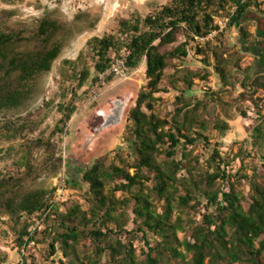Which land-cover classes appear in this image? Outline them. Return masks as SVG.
Wrapping results in <instances>:
<instances>
[{
  "label": "rangeland",
  "instance_id": "374dc122",
  "mask_svg": "<svg viewBox=\"0 0 264 264\" xmlns=\"http://www.w3.org/2000/svg\"><path fill=\"white\" fill-rule=\"evenodd\" d=\"M167 1L169 0H24L12 5L0 2V33L21 37L10 50L17 54H33L53 46H58L60 50L48 73L40 74L25 83V87L29 88V99L19 108L0 111V264H22L16 239L25 223L31 225L30 231L41 232L44 231L43 219L50 212H65L74 205H79L84 212L89 210L87 186L82 185L81 188L73 190L68 187L67 181L72 178L81 179L83 172L101 158H107L108 166L118 167L132 165L136 159L127 142V117L135 106L139 92L146 86L145 66L136 70L128 81L107 86L96 102L88 104L91 83L97 77L94 61L84 47L81 52L85 57L82 65L77 68L88 71L90 77L84 87L78 90V82L70 87L60 75L62 71H66L63 61H77L63 58L64 50L77 35L94 31L102 18L106 19L104 29L92 38H101L110 33L119 18H127L134 13L145 17L153 14ZM252 1L255 6L250 11L255 18L242 19L228 32H225L227 26L222 31L218 28L208 38L191 42L187 48V58L170 60V68L165 71L162 79L161 93L155 95L157 100L153 104L152 112L145 110L147 114L172 124L177 110L189 109L193 111L190 116L195 122L207 123L208 130L203 132L204 136L208 138L210 145H222L221 157L229 162L226 170L230 180L226 184L220 182V185L226 191L233 190L241 199L245 212L250 207V199L254 193L248 180L242 177L250 178L254 169L264 170V91H255L251 87L262 71L252 69L253 57L247 52L246 40L239 33L241 29L247 32L249 42L261 40L258 28L260 22L264 28V0ZM111 10H114L112 14ZM232 12L233 8L229 7L217 11L213 16L214 25L218 27L219 22L230 17ZM44 20L56 23L58 31L42 38L38 35V28ZM185 41L186 38L182 37L171 49ZM198 49L203 50L204 54H198ZM213 52L228 63L227 88L223 87L215 71L218 61L212 55ZM205 58L207 63L204 62ZM195 73L199 77L192 79L193 87L188 90L185 78L188 74ZM206 76L207 80H202ZM17 79L18 74L13 73L6 81L16 82ZM64 91L67 95L66 103L74 101L77 107L71 121L65 126L61 123L63 114L58 111L59 106L64 103L61 96ZM241 94H244L243 97ZM34 102L35 105L31 107L30 104ZM115 104L123 106L122 123L105 127V120ZM39 110L41 114L38 117L26 120ZM218 121L228 123L230 130L222 133L215 131L214 125ZM199 132V126H194L190 136L195 138ZM183 153L188 155L194 167L197 165L195 159L198 160L196 169L199 171L193 174L196 181H200L205 172H215L209 162L211 149H207L203 143L190 146L182 140L176 161H183ZM166 160L164 155L158 159L159 162ZM129 173L133 175L134 170ZM178 178L179 193L176 199L184 195L182 186L189 177L182 172ZM62 184L65 185L66 192L59 199L57 191ZM258 184L264 188V178L259 179ZM152 187V182L145 184V195ZM113 188L114 185H109L106 191L110 193ZM34 192H51L47 202L55 203L57 199L59 201L44 215L39 213L28 217L25 213L17 212V204ZM136 192L134 189L132 193H118L116 197L119 200L131 199ZM10 201L14 204L12 210L6 208ZM150 201L156 214L162 215L164 202H158L154 198ZM131 209L132 205L124 210L129 217L126 231L131 234H122L120 238L124 243L133 245L136 260L142 262L148 248L133 224L134 215ZM177 216L178 212L175 211L172 220ZM194 217L200 222V216L194 215L191 218ZM18 218L22 219L19 224L16 223ZM182 219L187 226V217L182 216ZM51 227L50 222L47 233L40 235L37 242L28 247L25 252L29 259L27 264H60L61 261L69 264L61 252L48 259V246L53 237ZM185 236V232H177L179 241H183ZM263 239L264 236L260 241ZM149 240L152 246L159 241L152 236ZM256 245L259 247V242ZM77 251L81 260L94 259V247L90 242L82 243ZM180 251L184 253L182 248ZM191 257V254L187 255L185 263ZM107 260L106 255L102 264Z\"/></svg>",
  "mask_w": 264,
  "mask_h": 264
},
{
  "label": "trees",
  "instance_id": "16d2710c",
  "mask_svg": "<svg viewBox=\"0 0 264 264\" xmlns=\"http://www.w3.org/2000/svg\"><path fill=\"white\" fill-rule=\"evenodd\" d=\"M23 1L0 0L7 5ZM252 6H255L252 0H169L145 17L134 13L127 18H119L110 33L101 38H92L86 43V52L94 61L97 75L109 67L114 54L124 53L129 71L145 66L146 86L139 92L135 106L127 117V142L136 159L132 165L118 167L108 166L107 158H101L83 172L81 179L72 178L67 181L68 187L73 190L82 185L87 186L89 210L84 212L79 205H74L65 212H50L43 219L44 231L41 232L30 231L31 225L25 223L16 239L22 264H27L29 260L25 254L28 247L37 242L40 235L47 233L50 222L53 237L48 246V259L61 252L69 264H102L106 255L108 260L103 264H264V239L260 241L264 236V188L258 184V180L264 178V170L254 169L250 178L242 177L248 180L254 193L250 199V207L245 212L241 199L233 190L226 191L220 185V182L226 184L230 180L226 170L229 162L221 157L222 145H210L208 138L204 136L203 132L208 130L207 123L195 122L190 116L193 111L189 109L177 110L172 124L145 112L153 110V104L157 100L155 95L161 93L162 79L165 71L170 68V60L187 58V48L191 42L206 39L218 30L213 22L217 11L226 10L227 7L236 8L227 25L225 32H228L242 19L254 17L250 11ZM49 28L56 26L54 23L44 22L40 34H45ZM239 33L244 40H248L247 32L241 29ZM258 34L260 35V30ZM182 37L186 38L185 43L171 49ZM12 39L11 36L1 35L0 47L8 45ZM58 53V47L53 49L40 70L49 71ZM197 53L204 54V51L198 49ZM212 55L218 61L215 71L223 87L227 88L228 63L217 53L213 52ZM84 57L85 54L81 52L77 61L66 60L62 63L66 70L60 74L62 79L70 87L78 82V90L84 87L90 77L88 71L77 68L82 65ZM204 62L207 63V58ZM236 67L240 70L238 64ZM198 77L197 73L187 75L185 83L188 90L193 87L192 79ZM202 80L206 81L207 76ZM96 82L97 79L94 78L91 85ZM110 82L111 79L108 80ZM251 87L255 91H264V75L255 78ZM65 93L66 91L61 95L64 103L58 108L63 114L61 123L64 126L77 111L74 101L66 103ZM243 95L241 94L242 97ZM26 99V95L19 93L4 97L0 95V110L16 108ZM255 108L259 112L258 107ZM40 114L41 110L28 116L26 120H33ZM243 116L245 117L244 113ZM194 126H199L201 132L192 138L190 132ZM214 130L227 132L230 126L218 121ZM182 140L186 145L203 143L207 149L210 148L209 162L215 172H205L201 180L196 181L193 174L199 171L196 169L198 160L195 159L197 165L194 167L185 153L182 154L183 161L175 159ZM161 155L167 160L159 162ZM130 170H134L133 175L129 173ZM182 172L189 178L182 186L184 195L176 199L179 193L178 176ZM149 182H152L153 187L145 195L144 187ZM109 185H114L110 193L106 191ZM134 189L137 192L131 199H117L116 194L132 193ZM50 195L51 192L28 194L17 204L16 211L25 213L28 217L39 213L44 215L51 207V203L47 202ZM151 198L164 202L162 215L156 214ZM130 205L134 215L133 224L148 248L142 262L136 260L133 245L124 243L120 238L122 234H131L126 231L129 217L124 211ZM7 207L12 210L13 202H8ZM175 211L178 216L173 221ZM194 215L200 216V222L196 221V217L191 218ZM182 216L187 217V226L184 225ZM21 221V218L16 219L18 224ZM178 231L185 232L183 241L177 238ZM150 236L159 239L153 246ZM84 242H90L94 247V259H80L77 248ZM181 248L184 253L180 251ZM190 254V261L185 263ZM60 264L64 263L61 261Z\"/></svg>",
  "mask_w": 264,
  "mask_h": 264
},
{
  "label": "flooded vegetation",
  "instance_id": "af4514ba",
  "mask_svg": "<svg viewBox=\"0 0 264 264\" xmlns=\"http://www.w3.org/2000/svg\"><path fill=\"white\" fill-rule=\"evenodd\" d=\"M44 22L54 23V22L47 21V20L42 21L38 28V35L40 37L42 38L47 37L58 31L57 24L54 23L56 28H49L45 34L43 35L40 34V28ZM262 24H259V28H258V30H260V35L259 34L258 35H259V38H261V40H258L255 42H249L246 40L247 52L251 54L253 57V68L252 69L256 68L258 70H261L262 72H260L259 75H264V63H263L264 61V28L263 26H261ZM1 35L11 36L13 37V39L8 45L0 47V95L3 97L8 94H15V93L26 95L27 99L20 105L22 106L29 99L28 97L29 88L25 87L27 86L25 85V83L33 79L34 77H37L40 74L48 73L51 70L50 68V70L46 72L44 70H40V68L45 64V60L48 54L58 46H53L51 49L41 50L33 54H17L12 49L10 50V48L13 47L15 44H17L18 40L21 39V37L19 35H7L4 33H0V38H1ZM55 60L53 62H55ZM53 62L51 63V66ZM13 73L18 74L17 81L16 82L6 81L8 80L9 76ZM34 105H35V102L30 104L31 107H33ZM20 106L16 108H19ZM16 108L2 109L0 111L13 110ZM113 109H116V108L113 106L112 110ZM7 205L8 203L6 204V208H8Z\"/></svg>",
  "mask_w": 264,
  "mask_h": 264
},
{
  "label": "built area",
  "instance_id": "2783aa9c",
  "mask_svg": "<svg viewBox=\"0 0 264 264\" xmlns=\"http://www.w3.org/2000/svg\"><path fill=\"white\" fill-rule=\"evenodd\" d=\"M246 1V0H244ZM236 11V8L233 7V12L231 16ZM230 17L226 18L224 21L219 22V30L222 31L226 28V26L229 23ZM135 71H129L126 66V60L124 57V53L121 54H114L112 57V61L109 65V67L102 73L98 74L96 79L97 82L95 85H91L90 93H89V99L88 104H92L93 102H96L101 96L102 92L105 90V88L109 85H115L117 82H126L130 79V76L135 74ZM111 79V82L108 83V80ZM65 185L62 184L59 190L57 191V196L60 199L61 196L65 193ZM59 199L55 201L58 202ZM55 203H51L50 210L54 207Z\"/></svg>",
  "mask_w": 264,
  "mask_h": 264
},
{
  "label": "bare ground",
  "instance_id": "6f19581e",
  "mask_svg": "<svg viewBox=\"0 0 264 264\" xmlns=\"http://www.w3.org/2000/svg\"><path fill=\"white\" fill-rule=\"evenodd\" d=\"M113 11L114 10H111L110 13L112 14ZM105 23L106 19L102 18L99 24L97 25L96 29H94V31H84L85 33L77 35L75 39L70 43V46L64 50L62 57L65 59H75L77 57V54L80 53L84 48L86 42H88L90 38L103 31Z\"/></svg>",
  "mask_w": 264,
  "mask_h": 264
},
{
  "label": "water",
  "instance_id": "95a60500",
  "mask_svg": "<svg viewBox=\"0 0 264 264\" xmlns=\"http://www.w3.org/2000/svg\"><path fill=\"white\" fill-rule=\"evenodd\" d=\"M85 46H86V44H85ZM79 54L80 53L77 54V57L75 59L78 58ZM114 107L116 109H113L112 112L110 113V116L108 117V119L105 120V127L118 125V124L122 123L123 106H121L120 104H115Z\"/></svg>",
  "mask_w": 264,
  "mask_h": 264
}]
</instances>
